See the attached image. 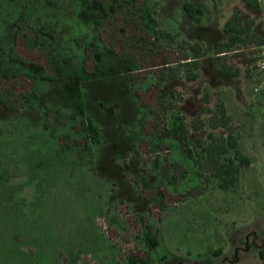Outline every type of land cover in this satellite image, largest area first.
Segmentation results:
<instances>
[{
	"label": "rangeland",
	"instance_id": "1",
	"mask_svg": "<svg viewBox=\"0 0 264 264\" xmlns=\"http://www.w3.org/2000/svg\"><path fill=\"white\" fill-rule=\"evenodd\" d=\"M50 1L56 6L47 0H0V77L25 79L38 95L15 110L0 102V264H259L264 45L221 53L217 63L231 76L218 73L211 62L234 15L248 19L264 39V0L257 8L246 0H146L137 9V21L108 20L106 37L115 49L101 46L96 56L101 67L94 73L85 71L84 50L76 39L100 42L95 24L103 17L100 0ZM141 3L110 0V9ZM185 3L201 9L198 22L184 10ZM21 15L35 30L37 45L51 43L40 32L44 24L59 34L52 56L66 58L60 80L41 78L42 57L22 40L18 54L29 62L11 56ZM145 32L152 35L153 50ZM183 42L185 53L191 54L195 43L201 48L193 81L174 62L180 54L172 52ZM124 50L142 67L134 80L116 55ZM163 61L169 63L161 98L172 108L152 114L145 102L154 104ZM170 68L180 77L169 78ZM178 117L193 158L173 134L148 130L171 129ZM87 118L99 131L98 141L81 125ZM231 138L236 147H228L219 162H232L237 179L223 188L226 175L213 176L198 164L207 166L209 146L226 145ZM236 150L248 165L239 162Z\"/></svg>",
	"mask_w": 264,
	"mask_h": 264
},
{
	"label": "trees",
	"instance_id": "2",
	"mask_svg": "<svg viewBox=\"0 0 264 264\" xmlns=\"http://www.w3.org/2000/svg\"><path fill=\"white\" fill-rule=\"evenodd\" d=\"M145 2L146 0H142V3L140 5L135 4L131 7L127 5H121L117 7L115 11H111L110 0H100V7L103 17L96 19L95 24L97 27V32L99 34V41L102 43V45L96 40L86 43L84 38L76 39V43L82 46L84 50V69L87 73H94L100 69L101 61L96 60V56L100 53L102 47L107 51H114L115 49L114 45L108 44V40L106 37V26L108 24V20L110 18L125 16L127 18H132L133 20L137 21L138 18L135 17L137 9L144 6ZM246 2L251 8L259 7L258 0H246ZM47 3L52 7L56 6L55 2L53 1L47 0ZM183 7L192 20L196 22L200 20V16L202 14L201 9L195 7L190 3H185ZM151 21H155L154 17H151ZM16 25V40L15 45L12 49L11 56L14 59L21 60L22 62H29L26 58H23L22 56L20 57V55L18 54L17 42L18 40H22L23 45L26 49L37 52L42 57V61L39 63L42 67L41 78L54 81L60 80L63 77L64 64L66 58L63 57L59 60L52 56V51L56 49L61 43L60 36L55 31L54 26L52 24H44L41 27L40 32L46 34L49 38H51V43L49 45L40 46L35 43V30H32L25 25V19L23 15L20 16ZM164 34L170 39H173L172 35L168 33ZM224 34L227 35V39L219 44L217 49V56L212 60L211 65L218 73L224 76H231V72L229 71V69L220 67L218 65L217 60L219 55L233 48L238 49L239 47L248 44L264 45V39L251 29V23L248 19L240 17L239 15H234L226 22L224 27ZM151 36L152 35L145 32V40L146 42H148L150 50H153L151 45L154 44V41ZM133 44L134 43H132V47H134ZM184 46L185 42L182 43V47L179 51L172 52L180 54L179 57H177V60H175L174 62H180L182 66L185 67V74L183 77L186 80L193 81L198 78V58L201 53V48L198 43H195L191 45V54H188L182 51L184 49ZM160 51L163 50L161 49ZM116 55L119 57L120 60L127 63L130 76L132 80H134L135 72L142 69L136 59V56L130 53V51L125 50L118 52ZM89 63L92 64V67H89ZM167 63L169 62H162L163 69L157 75L158 81L153 89L155 96L154 104L145 102V105L149 108V111L152 114H157L159 109L169 110L172 108L171 103H164L161 98L162 86L160 82L165 79V77H167V74L165 72V66ZM170 70L171 72L168 74L169 78L176 79L180 77V73L177 74L172 68H170ZM22 87H25V90H22ZM37 97L38 95L35 93V91L31 89L28 81H26L25 79H15L12 81H6L0 77V102L6 109L15 110L23 108L29 101L35 100L37 99ZM54 114H57L59 118H65V115H63L59 111H55ZM178 118V121H174V126L171 129L165 127L162 129H158L157 127L150 128L145 118L142 119V122L146 128H150L148 130H151L158 134H173L174 136H176L181 141L183 150L187 153L190 158H193V151L184 145V141L186 139L187 134V128L185 127L182 118ZM81 125L82 127H84V129H86L90 139H92L93 141H98L99 131L90 118L83 120ZM236 144V141L231 138L228 140V143L226 145L214 144L209 146L207 148V155L204 161V163L207 162V166L203 168V162H199L198 164L199 167L204 171L209 170L210 174H212L213 176L223 177V175H226L228 179H226L224 183H221V186L223 188H226L227 184L232 185L236 182L237 169L232 164V162L226 164L220 163L219 157L227 151L228 147L235 148ZM236 158L242 165L249 164V160L245 156H243L238 150H236ZM258 258L260 260L259 264H264V246H262L258 250Z\"/></svg>",
	"mask_w": 264,
	"mask_h": 264
},
{
	"label": "built area",
	"instance_id": "3",
	"mask_svg": "<svg viewBox=\"0 0 264 264\" xmlns=\"http://www.w3.org/2000/svg\"><path fill=\"white\" fill-rule=\"evenodd\" d=\"M261 72L264 74V62L259 63Z\"/></svg>",
	"mask_w": 264,
	"mask_h": 264
}]
</instances>
